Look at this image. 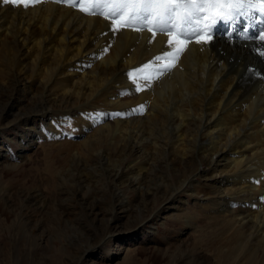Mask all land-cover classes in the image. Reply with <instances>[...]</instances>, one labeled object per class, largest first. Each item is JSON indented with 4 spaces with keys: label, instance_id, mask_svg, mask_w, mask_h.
<instances>
[{
    "label": "bare ground",
    "instance_id": "6f19581e",
    "mask_svg": "<svg viewBox=\"0 0 264 264\" xmlns=\"http://www.w3.org/2000/svg\"><path fill=\"white\" fill-rule=\"evenodd\" d=\"M42 1L33 5L36 10L20 6L15 19L9 7L0 5V87H6L0 96L4 97L0 99V131L11 122H28L30 114H17L20 105L13 104L14 98L25 89L32 97L43 95L40 91L46 94L45 99L38 97L43 102L36 104L41 112L34 118L40 115V121L50 114L51 108L62 112L73 107L72 102H89L94 93L102 95L107 105L121 104L125 91L133 98L130 102L123 100L125 107L120 110L125 113H114L118 110H111L112 107L111 111L107 110L109 107L105 108L107 111L95 108L90 114L93 121L89 130L81 131L79 141L63 142L64 149L74 147L93 132L87 136L93 138L89 146L99 145L103 139L109 145L98 148L96 157L84 160L83 169L90 170H77V179H73L77 192L84 198L83 206L87 207L86 220L95 226L101 208L109 220H105L107 228L111 222L115 230L118 208L130 216L137 209L136 204H145L147 198L159 193L164 195L163 202L170 204L177 195L171 194L173 189L163 170L174 172L184 168L176 175V183L186 181L195 193L203 188L195 179L204 177L210 179L211 185L222 188L225 192L222 197L234 196L236 202L245 199L244 191L235 192L239 189L238 179L231 178L225 170L244 167L253 155L264 153V142L260 139L264 138V56L259 54L264 51V41L258 36L255 40L245 39L240 34L245 24L251 25V34L258 32L261 27L257 23L258 14L241 17L231 38L225 36L231 24L221 23L210 43L188 42L183 45L185 51L175 61L176 66L161 72L166 61L157 57L163 58L176 50L175 44L168 45L167 34L157 32L153 36L146 29L136 31L122 26L120 35L109 39L105 28L116 24L107 15L100 14V19L89 16L106 11L91 8V0H71L72 9L54 1ZM73 9H83V15ZM109 44L113 45V59ZM149 124L160 125L161 133L155 134ZM49 125V130H53L56 124ZM244 125L250 127L245 129ZM112 132L120 134L114 142ZM235 140L237 145H231ZM197 161L207 165L203 174H192L186 169ZM262 187L264 191V184ZM95 191L108 196L97 201L90 196ZM129 194L135 197L130 198ZM28 197L27 203L33 199L30 194ZM41 198L40 193L35 196ZM28 209L36 211L33 206ZM240 212L242 208L236 213ZM246 214L234 217L244 220ZM76 223L74 231L90 233L77 220ZM109 236L110 239L112 235Z\"/></svg>",
    "mask_w": 264,
    "mask_h": 264
},
{
    "label": "rangeland",
    "instance_id": "374dc122",
    "mask_svg": "<svg viewBox=\"0 0 264 264\" xmlns=\"http://www.w3.org/2000/svg\"><path fill=\"white\" fill-rule=\"evenodd\" d=\"M50 1L71 8V0ZM24 2L29 4L28 8L31 7L29 10H36L34 6L43 1L17 0L14 4H5L0 0V5L9 7L15 19ZM78 10L83 15L80 9H75V13ZM109 26L110 29L105 28V36L109 39L120 35L118 32L123 30L119 27L114 31L117 26ZM109 45L113 59V45ZM5 88L0 87V96L6 92ZM40 93L45 99V92ZM125 93L123 99L120 98L121 104L110 102L108 105L102 95L98 93L99 101L98 94L94 93L95 99L92 96L89 102H72L73 107L62 111L64 115L56 107L51 108L43 121L39 120L40 115L34 118L41 112L36 106L43 102L38 98L40 94L32 97L25 89L19 97L14 98L13 104L20 105L18 113L17 110L14 112L30 114V117L25 124L21 121L11 122L0 131V264H264V153L253 155L250 163L244 167L225 170L231 178L238 179L237 188L240 190L235 192H245H242L245 199L240 198L238 202L234 196L222 197L225 192L219 186L211 185L210 179H195L203 187L195 193L186 181L179 185L176 183V175L184 168L174 169L177 172L163 170V176L173 189L171 194L177 195L170 204L163 202L164 195L159 193L147 198L145 204H136L134 207L137 209H133L130 216L118 208L119 219L115 230L111 222V227L107 228L109 220L101 208L97 211L95 226L86 220L87 207L83 206L81 200L84 198L77 192L73 179H77V170H90L83 169L81 163L84 160L96 157L98 148H108L109 145L103 139L101 144L89 146L93 138L87 136L93 132L80 145L64 149L63 144L68 139L70 142L79 141L81 133L89 130L93 111L116 108L118 111L114 113H125L120 110L121 106L125 107L124 101L133 99L129 93ZM3 98H0L1 101ZM49 122L56 124L54 131L49 130ZM66 126L70 127V134ZM244 126L245 129L250 127ZM148 128L155 134L161 133L162 129L160 125L150 124ZM60 133L65 135L61 136ZM110 134H114L112 142L120 135L117 132ZM258 135H261L260 132ZM260 139L264 142L262 136ZM231 145L236 146V140ZM186 169L192 174H203L207 165L197 161ZM38 193L42 195L41 199H35ZM102 193L95 191L90 196L98 201L108 196ZM29 194L33 199L27 203ZM129 197L135 196L129 194ZM32 206L36 208L35 213L28 209ZM241 208L244 214L236 213ZM236 214H246V218L239 220L234 217ZM76 220L90 233L74 231ZM105 220H108L106 224ZM109 234L112 235L111 240Z\"/></svg>",
    "mask_w": 264,
    "mask_h": 264
},
{
    "label": "snow or ice",
    "instance_id": "6c2138e0",
    "mask_svg": "<svg viewBox=\"0 0 264 264\" xmlns=\"http://www.w3.org/2000/svg\"><path fill=\"white\" fill-rule=\"evenodd\" d=\"M3 2L16 3L17 0ZM24 6L28 7V3ZM90 7L106 10L101 11V14L112 17L117 26L114 31L126 26L136 31L146 29L153 36L157 32L167 34L168 45L175 44L176 50L163 58L157 57V60L166 61L161 72H168L176 66L175 61L185 51L183 45L188 42L195 40L196 43H210L215 29L221 23L225 26L231 24L225 33V36L231 38L243 16L258 14L257 23L261 27L257 33L251 34V25L245 24L240 34L245 39L255 40L258 36L264 41V0H107L106 3H92ZM259 54L264 56V51H259ZM143 108V105L139 108L141 114Z\"/></svg>",
    "mask_w": 264,
    "mask_h": 264
}]
</instances>
